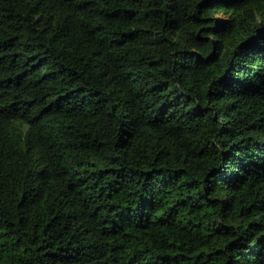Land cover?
Here are the masks:
<instances>
[{
  "label": "trees",
  "instance_id": "1",
  "mask_svg": "<svg viewBox=\"0 0 264 264\" xmlns=\"http://www.w3.org/2000/svg\"><path fill=\"white\" fill-rule=\"evenodd\" d=\"M0 264H264V0H0Z\"/></svg>",
  "mask_w": 264,
  "mask_h": 264
}]
</instances>
